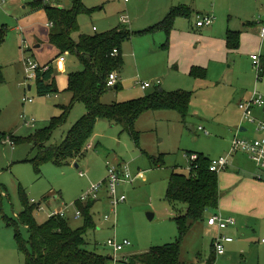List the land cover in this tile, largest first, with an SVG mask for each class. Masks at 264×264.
<instances>
[{"label": "rangeland", "instance_id": "rangeland-1", "mask_svg": "<svg viewBox=\"0 0 264 264\" xmlns=\"http://www.w3.org/2000/svg\"><path fill=\"white\" fill-rule=\"evenodd\" d=\"M37 1L66 9H71L74 2L0 0V35L3 37L0 45V134L7 136L4 141L0 140V264H26V253L16 239L14 226V223L18 226L26 241L25 246L31 251L28 226L20 221L26 200L33 207V216L39 225L47 222L53 213H64L73 229L83 227L84 219L77 218L79 211L75 203L81 201L92 187L106 180L108 163L116 167H128L134 177L140 171L145 172L144 177L137 176L133 184H121L118 187V196L124 195L126 201L116 209L107 187L101 189L91 212L95 227L87 232L85 247L89 252L111 258L107 264H128L126 262L130 258L178 239L179 229L172 217L173 208L167 202L169 180L173 169L176 173L189 175V163L183 151L197 147L199 139L206 136L199 131L200 124L195 125L197 122L191 120L194 112H191L187 126L174 112L170 113L177 116V123L173 121L176 125L158 119L169 112L143 115L135 126V132L140 135L139 145L121 125L100 120L95 125L94 135L88 143L89 150L84 157L64 167L46 163L39 171L27 161L36 153L24 141L37 131L49 127L51 121L62 114L59 106L70 104L71 94L66 91L69 74L81 71L83 67L73 56H64V63L60 62V58L55 61V83L60 91L59 98L57 94L40 96L35 82L26 79L28 59L45 66L54 59L56 53L47 41L50 27L45 26L42 16H37L32 7ZM169 2L171 0H83L87 11L79 17L80 31L73 36L75 40L80 35L94 36L116 29L123 25V17L130 21L125 26L136 33L131 41L123 45L124 65L118 75L122 88L119 91L110 90L104 95V104H121L143 98L145 93L136 87L138 84L150 83L153 88L148 92L151 93L157 83L164 82L166 76L159 73L158 69L164 68L162 60L168 56L163 48L165 43L156 44L158 32L139 35L138 32L157 24L159 17L172 9L168 7ZM226 2L233 14L249 6L252 15L256 12L259 15L262 10L259 6L264 5V1H260L259 6L248 0H224ZM36 32L41 35V49H36ZM176 83L173 82L174 88H178L175 87ZM29 86L33 87L31 91ZM205 94L206 91H200L195 97L194 105L198 103L199 109L207 107L206 103L203 104ZM25 100H33V103H26ZM86 112V106L77 103L67 122L53 132L47 146L61 145L70 129ZM27 123H32L33 127L26 126ZM12 136L23 142L13 146L10 143L13 142ZM206 143L212 146L211 142ZM145 152L154 157L166 154V166L153 168ZM231 159L229 169L233 171ZM249 159L245 164L257 169ZM150 214L155 215L153 220L149 219ZM204 222L208 221L196 224L198 226L195 225L183 241L182 263L196 264L197 261L209 262L212 259L214 242L211 247V233L207 232ZM115 239L128 240L131 246L116 254L108 246L109 240Z\"/></svg>", "mask_w": 264, "mask_h": 264}, {"label": "trees", "instance_id": "trees-1", "mask_svg": "<svg viewBox=\"0 0 264 264\" xmlns=\"http://www.w3.org/2000/svg\"><path fill=\"white\" fill-rule=\"evenodd\" d=\"M32 7L34 10H43L48 24L53 25L50 28L49 42L59 51L58 58L65 55L73 56L83 67V70L69 74L67 91L72 95L70 104L60 106L62 114L53 119L49 127L37 131L24 141L30 144L36 153L27 161L33 163L39 171L46 163L64 167L71 161L83 157L99 120L121 125L125 131L133 135L137 145L140 143V135L135 132V126L139 118L147 112L176 111L185 122L190 111L192 94L184 91L170 93L157 90L151 95L126 103L106 105L102 102L103 96L110 90L119 91L122 88L119 82L114 88L108 87V80L111 74L119 75L122 70L123 45L131 41L136 33L122 25L103 34L80 35L79 39L75 40L73 36L80 31L79 17L87 11L83 0H74L71 9L50 6L42 1L35 2ZM190 13L188 8H174L162 22L138 32V35L165 31L169 36L176 18L190 17ZM240 36V32H229L227 44L230 50L239 48ZM2 43L3 37L0 35V45ZM46 66L49 70L39 72L35 81L40 96L59 93L54 78L56 74L54 64L50 62ZM191 75L203 79L206 73L202 68L194 67ZM77 103L86 106V114L70 129L61 145L47 146L53 132L67 122ZM6 137V134H0V140L4 141ZM11 138L16 145L23 142L13 136ZM193 154H197L199 159L193 164L189 163V175L174 172L167 190V202L173 208V220L179 229L178 239L174 243L152 247L147 253L134 256L126 263L184 264L183 241L196 224L206 221L208 214L219 209V175L210 171L212 160L194 152L187 153V156ZM149 160L153 168L165 166L163 156L149 157ZM95 204L96 200L75 203L81 214L80 218L84 219V226L73 229L66 217L60 216H51L47 222L39 225L33 216V207L26 200L20 221L28 226L31 251L25 246L26 241L14 223L16 239L26 253V264H107L111 258L89 252L85 247L86 234L95 227L91 214Z\"/></svg>", "mask_w": 264, "mask_h": 264}, {"label": "crops", "instance_id": "crops-1", "mask_svg": "<svg viewBox=\"0 0 264 264\" xmlns=\"http://www.w3.org/2000/svg\"><path fill=\"white\" fill-rule=\"evenodd\" d=\"M248 1L259 6L260 1L264 0ZM169 3V9H173V7L190 9V17L180 16L176 18L169 36L165 31H158L157 33L159 40L156 44L165 43L163 48L168 55L162 60L161 65L164 68L159 67L158 69L159 73L166 76L164 82L157 83L151 93L148 91L153 87L147 90H143L141 84L136 87L145 93V97L157 90L170 93L176 92L175 90L191 93L190 111L185 122H183L187 126L190 114L194 112L191 120L197 122L195 125L200 124L198 129L206 137H201L197 147L192 150H184V156L187 158V153L194 152L203 154L211 160L217 159L229 154L235 136L239 135L247 140H254L259 137L255 128L248 123L243 126L240 132L242 125L240 105L252 97L254 90L264 94V72L260 82H256L252 58L255 55L260 56V62L264 68V37L261 35L264 27V5L259 6L262 9L259 11V15L258 12L252 15L249 6H244L239 13L233 14V11H229L227 8V2L224 3V0H171ZM34 11L37 16H42L47 27L49 22L45 12L43 10ZM170 11L162 14L157 24L162 22ZM200 16H212L214 23L211 26L199 28L197 23L200 21ZM20 32L23 34V31ZM229 32L241 33L240 46L236 50L228 48L227 36ZM49 35L50 32L48 37ZM34 36L38 39L36 49H41L43 45L40 44V33L36 32ZM47 41L49 42V38ZM50 46L53 47L51 44ZM53 49L56 53L50 62L54 64L59 59V51L55 47ZM194 67L202 68L206 73L205 78L193 77L191 71ZM174 81L177 82L175 87L178 88H174ZM32 89L33 87L30 86L29 90ZM200 91H206L205 97L203 96V104L206 103L207 107L204 109H199L198 103L194 105L195 97L197 98ZM59 94L60 91L57 98H59ZM156 112H174L181 117L176 111ZM169 113L158 119L176 125L174 123H177L178 119L175 118L177 116ZM254 115L258 120L264 122V108H256ZM206 141L211 142L212 146L208 145ZM88 150L87 145L85 154ZM146 155L154 157L148 153ZM160 156L164 157L166 164V154H160ZM231 158L234 170L230 171L231 168L228 167L227 170L218 174L219 209L215 213L208 214L206 221L213 217V214H218L224 218H234L236 225L225 230L211 227L208 222H204V226H207V232L211 233V247L216 237L220 235L232 238L233 242L226 244L225 255H218L212 247L214 249L212 259L209 262L197 261L196 264H264V171L258 169L254 163L257 169L245 164L249 159L245 154H236ZM110 167L113 165L108 163L107 169ZM116 168L123 169V166ZM174 172L176 171L173 169ZM144 173L140 171L135 176L136 179L137 176L142 177Z\"/></svg>", "mask_w": 264, "mask_h": 264}, {"label": "built area", "instance_id": "built-area-1", "mask_svg": "<svg viewBox=\"0 0 264 264\" xmlns=\"http://www.w3.org/2000/svg\"><path fill=\"white\" fill-rule=\"evenodd\" d=\"M44 2H49L50 0H43ZM199 22L197 26L199 28L211 26L214 23V18L212 16H200ZM123 25H129L130 21L129 18L123 17L122 18ZM50 28H52V24H48ZM20 31H23L22 29ZM262 37H264V27L262 28ZM26 41L24 40V44ZM27 46V45H26ZM117 54V51L114 52V55ZM254 60V69L256 73V82H260L262 79V74L264 72L263 65L260 62V56L255 55L252 57ZM65 57L60 58V62H65ZM49 70L48 66H41L33 59H28L26 64V73H27V80L31 82H35L37 79V75L39 72H46ZM119 81V76L117 73H113L110 75L108 80V87L114 88L115 85ZM152 85L150 83L141 84V88L143 90H147ZM26 103H33V100H25ZM256 108H264V94L259 92L258 90H254L252 97L242 103L240 105V109L242 111V125L240 128V132L243 129L245 124L252 125L255 128V132L259 135L257 139L254 140H247L245 138L240 137L239 135L235 136L232 141V145L230 148L229 154L226 156L219 157L217 159H213L210 165V171L212 173L220 174L228 169L229 161L231 157L236 154H245L249 156V158L253 161V163L257 166L258 169L264 171V122L258 120L254 115V110ZM26 126L33 127L32 123H27ZM202 130V129H201ZM10 143L14 146V142L10 141ZM187 159L190 164H193L198 161L199 156L197 154H193L187 156ZM190 170V167H189ZM136 180L130 169L128 167H123V169H118L116 167H110L108 169V175L106 180L98 186L92 187L81 199L82 203H87L90 200H96L98 198V194L101 189L106 186L109 195L112 198V205L116 209L117 206L121 203L126 201L125 196H118V187L121 184H133ZM52 216H60L65 218L66 215L64 213H53ZM81 217V214L78 212L77 218ZM209 226L211 227H218L220 230H225L230 226L236 225V220L232 217L224 218L221 215L213 216L208 221ZM233 242L232 238H229L224 235L218 236L214 240V247L216 253L218 255H225L226 254V244H230ZM108 246L114 250V252L120 253L125 250L126 247L131 246L129 241L120 242L118 240H109Z\"/></svg>", "mask_w": 264, "mask_h": 264}, {"label": "water", "instance_id": "water-1", "mask_svg": "<svg viewBox=\"0 0 264 264\" xmlns=\"http://www.w3.org/2000/svg\"><path fill=\"white\" fill-rule=\"evenodd\" d=\"M149 219H150V220H153V219H154V215H153V214H150V215H149Z\"/></svg>", "mask_w": 264, "mask_h": 264}]
</instances>
